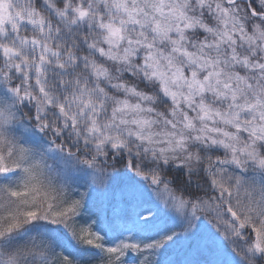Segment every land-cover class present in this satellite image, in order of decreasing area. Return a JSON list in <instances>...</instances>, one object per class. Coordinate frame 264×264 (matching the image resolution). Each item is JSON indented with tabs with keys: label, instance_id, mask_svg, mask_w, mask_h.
Segmentation results:
<instances>
[{
	"label": "snow or ice",
	"instance_id": "snow-or-ice-1",
	"mask_svg": "<svg viewBox=\"0 0 264 264\" xmlns=\"http://www.w3.org/2000/svg\"><path fill=\"white\" fill-rule=\"evenodd\" d=\"M0 264H264V0H0Z\"/></svg>",
	"mask_w": 264,
	"mask_h": 264
}]
</instances>
